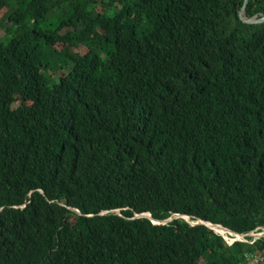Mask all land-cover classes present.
<instances>
[{"label": "trees", "instance_id": "1", "mask_svg": "<svg viewBox=\"0 0 264 264\" xmlns=\"http://www.w3.org/2000/svg\"><path fill=\"white\" fill-rule=\"evenodd\" d=\"M243 2L0 0V264H264Z\"/></svg>", "mask_w": 264, "mask_h": 264}, {"label": "water", "instance_id": "2", "mask_svg": "<svg viewBox=\"0 0 264 264\" xmlns=\"http://www.w3.org/2000/svg\"><path fill=\"white\" fill-rule=\"evenodd\" d=\"M246 2H247V0H244V2H243V6L241 7V10L239 11V17H240V19H241L243 22H245V23H259V22L264 21V16L261 17V18H257L256 16H253V17H251V18H245V17L243 16L244 8H245V4H246ZM142 216H145V217H148V218L151 219V216L148 215V214H143V215H140V216H137V217H142ZM177 217H181V216H177ZM182 217H183V216H182ZM169 221H171V219H167V220H165V221L163 222V224L168 223ZM200 223H203V221H201ZM157 224H159V223L157 222ZM203 224H204V223H203ZM207 226L211 227L212 229H215V227H216V226H213V225H210V224L207 225Z\"/></svg>", "mask_w": 264, "mask_h": 264}, {"label": "bare ground", "instance_id": "3", "mask_svg": "<svg viewBox=\"0 0 264 264\" xmlns=\"http://www.w3.org/2000/svg\"><path fill=\"white\" fill-rule=\"evenodd\" d=\"M175 218H176V216H175ZM169 219H171V221L174 219V217L172 218H169ZM170 222V221H169ZM220 230V231H219ZM264 230V229H263ZM214 231L215 232H217V233H219V234H221L224 238H225V240L226 241H230L223 233L224 232H226L227 234H229V235H235L236 236V238L233 240V241H235V240H242V239H244V235H241V234H236V233H234V232H230V231H227V230H225V228L224 227H222V226H220V225H216V227H215V229H214ZM256 233V232H255Z\"/></svg>", "mask_w": 264, "mask_h": 264}, {"label": "rangeland", "instance_id": "4", "mask_svg": "<svg viewBox=\"0 0 264 264\" xmlns=\"http://www.w3.org/2000/svg\"><path fill=\"white\" fill-rule=\"evenodd\" d=\"M12 30V29H11ZM189 223L191 224H195L196 222H192L191 220H189L188 217H185ZM164 222V221H163ZM220 231V230H219ZM230 241H233L236 236L235 235H229L226 232L223 233ZM264 236V230L262 229V231L256 232L254 235H252L251 237H253L254 239H258Z\"/></svg>", "mask_w": 264, "mask_h": 264}]
</instances>
